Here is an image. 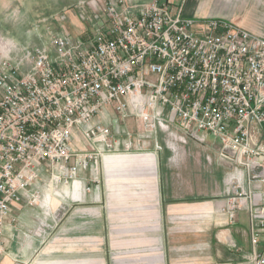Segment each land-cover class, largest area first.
Instances as JSON below:
<instances>
[{"label":"built area","instance_id":"built-area-1","mask_svg":"<svg viewBox=\"0 0 264 264\" xmlns=\"http://www.w3.org/2000/svg\"><path fill=\"white\" fill-rule=\"evenodd\" d=\"M82 3L79 36L61 28L46 45L0 60V257L16 205L55 219L51 195L72 188L64 196L82 202L91 191L82 175L94 177L107 154L151 142L159 151V134L177 154L188 138L212 135L218 158L234 167L222 211L231 221L247 212L248 259L264 264V35L187 17L184 2Z\"/></svg>","mask_w":264,"mask_h":264},{"label":"crops","instance_id":"crops-1","mask_svg":"<svg viewBox=\"0 0 264 264\" xmlns=\"http://www.w3.org/2000/svg\"><path fill=\"white\" fill-rule=\"evenodd\" d=\"M83 1L87 0H71V6ZM173 1L176 4L184 2L185 6L186 0ZM233 1L198 0L190 18H225L240 25L218 11L222 6L227 8L232 5ZM26 7L28 18L38 20L29 30L24 29L25 34L19 37L20 41H12L8 50L10 56L15 54V48L18 50L21 47L19 53L22 56L24 49L46 45L50 39V36L45 38V27L39 23L43 21V12H39L42 7L36 13L30 12V6L24 5V9ZM234 9L230 11L231 15L235 13ZM69 18L71 25L67 27L63 24L61 27L70 32L74 27L73 32L80 34L85 25L76 14H69ZM260 21V27L248 30L264 35V19ZM51 31L57 32L54 28ZM129 125L137 130L134 120ZM157 139L161 147L159 151L151 142L148 150L141 153L104 156L93 171L94 177L100 181L99 185L91 186L88 174L82 175L91 188L90 192L84 193L82 202H72L65 197L71 194L72 188L61 190L63 198L51 195L52 211L57 213L55 219L45 218L44 210L40 207L25 203L16 205L14 214L18 216V223L4 231L2 240L5 253L0 257V264H251L248 259L252 244L247 212H240L233 221L229 219L222 211L228 207L226 188L219 195L205 199L201 160L197 164L199 174L193 180L198 192L196 196L189 193L194 188L190 186L193 181L188 180L190 164L187 155L180 152L174 154L165 144L162 134ZM207 161L211 162V157ZM172 167L182 168L176 173ZM103 175L111 176L110 182L117 180L124 189L127 184V190L129 188L133 193L147 195L148 200L134 205L152 210L153 221L158 226L148 233L134 236H104L102 231L94 233L93 224L101 225L106 219ZM43 178L48 179L49 175L44 173ZM221 183L224 184V181ZM95 198L101 202H96ZM260 245L264 246V236Z\"/></svg>","mask_w":264,"mask_h":264},{"label":"rangeland","instance_id":"rangeland-1","mask_svg":"<svg viewBox=\"0 0 264 264\" xmlns=\"http://www.w3.org/2000/svg\"><path fill=\"white\" fill-rule=\"evenodd\" d=\"M89 1L90 0L84 1V3L87 5ZM197 1L198 0L185 1V16L193 17ZM235 3L237 5L235 6L236 9L233 7ZM71 4V0H0V60L9 58L16 60V58L21 56V53H19L21 47H19L18 50L15 48V54L12 52L13 55H9L11 52L9 53L8 50L10 49V46H12L10 44L12 41H20L19 37L25 34L24 29L29 30L32 24H36L35 21L38 20L37 18H28V9L27 7L24 9V5L30 6V12L34 13L42 7L39 9V12L41 10V12H43V21H39V23L43 24L45 27V38H48V36L51 38L54 33L51 31L53 28L57 31L59 29L61 30L63 24L67 27L71 25L69 14H76L79 20L80 7L83 3L80 2L75 6H71ZM172 4L177 6L174 1ZM220 8L221 9L218 11H221L223 15L230 16L232 20L240 23V25L247 29L260 27L262 25L260 20L264 19V0H234L232 5H228L227 8L224 6ZM232 9L235 10V13H232L233 15H231L230 12ZM64 15L67 16V20L62 22L60 18ZM26 26L28 28H26ZM74 29L75 28L72 27L71 34L74 36L77 34L79 36L78 33L75 34V32H73ZM16 51L18 54H16ZM187 141V144L179 146L180 148L178 152L182 153V155H187V158L189 159L188 162L190 166L188 167V180H195L196 175L199 174L197 171V164L198 160H201L200 173L205 176V199L208 200L207 197L219 195L225 188L229 195L228 184L226 181L229 174L234 171V167L230 162L218 158L217 152L219 146L215 137L209 135L207 143L203 144L195 142L189 138ZM164 152H166V150ZM208 157H211V162L207 161ZM158 166L160 167L161 165ZM181 168L182 167H177L173 168V170L176 171V173H179ZM110 177L111 176L107 177L106 175L102 176V180L104 179L102 183L103 186H105V196L103 199L105 202L104 211L106 219L101 225L100 223L99 225L96 223L93 224V230H95L94 233L102 231L104 236H134L139 233H148L151 228L158 226L156 225L157 222L153 221V216L151 214L152 210L147 207L139 208L134 205V203L148 200L146 197L147 195H142L138 192L133 193L129 188L127 190V184L124 189L117 180L110 182ZM88 179L90 181L93 180L94 177L89 175ZM221 181H224V184L221 183ZM90 184L91 186H94L97 183L90 181ZM190 186H193L194 189L193 191L189 190V193L196 196L198 192L196 182L193 181ZM220 199L223 200L224 198ZM98 200V198H95L96 202H101ZM54 205L55 204H53V206ZM243 227H245V225ZM52 228H54V225Z\"/></svg>","mask_w":264,"mask_h":264}]
</instances>
